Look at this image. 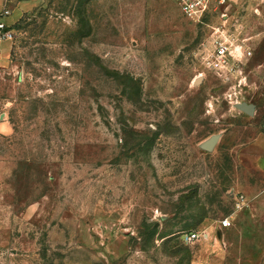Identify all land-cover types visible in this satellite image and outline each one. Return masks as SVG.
<instances>
[{"label": "rangeland", "instance_id": "rangeland-1", "mask_svg": "<svg viewBox=\"0 0 264 264\" xmlns=\"http://www.w3.org/2000/svg\"><path fill=\"white\" fill-rule=\"evenodd\" d=\"M33 1L0 68V264H264V0Z\"/></svg>", "mask_w": 264, "mask_h": 264}, {"label": "built area", "instance_id": "built-area-1", "mask_svg": "<svg viewBox=\"0 0 264 264\" xmlns=\"http://www.w3.org/2000/svg\"><path fill=\"white\" fill-rule=\"evenodd\" d=\"M182 13L185 16L192 18H200L211 11L212 3L225 6L229 0H177ZM9 12L0 13V44L13 39L14 31L11 27L3 22V18L8 16ZM232 44L229 40H217L214 52L210 58V66L219 71H228L230 59L235 57V50L231 49ZM237 52V51H236ZM239 52V51H238ZM239 205V203H238ZM231 227V222L228 218L221 222V228L227 229ZM185 243L189 244L198 238L196 233H187L183 235Z\"/></svg>", "mask_w": 264, "mask_h": 264}, {"label": "crops", "instance_id": "crops-1", "mask_svg": "<svg viewBox=\"0 0 264 264\" xmlns=\"http://www.w3.org/2000/svg\"><path fill=\"white\" fill-rule=\"evenodd\" d=\"M238 1V0H236ZM178 2V1H177ZM179 5V3H178ZM180 6V5H179ZM34 7V1H25L20 3L14 9L9 12L8 16L3 18V22L9 26H14L23 16V14L27 13L29 9ZM1 13V11H0ZM12 52V44L11 41H6L0 44V68H5L10 64V56ZM258 166L264 171V158H259Z\"/></svg>", "mask_w": 264, "mask_h": 264}, {"label": "water", "instance_id": "water-1", "mask_svg": "<svg viewBox=\"0 0 264 264\" xmlns=\"http://www.w3.org/2000/svg\"><path fill=\"white\" fill-rule=\"evenodd\" d=\"M241 109L247 113H252L253 111V107L251 105H246V104H243L241 106ZM218 139H219V135L212 136L209 140H207V142H205L202 145V147L210 150L217 143Z\"/></svg>", "mask_w": 264, "mask_h": 264}, {"label": "trees", "instance_id": "trees-1", "mask_svg": "<svg viewBox=\"0 0 264 264\" xmlns=\"http://www.w3.org/2000/svg\"><path fill=\"white\" fill-rule=\"evenodd\" d=\"M23 18H21L14 26L11 27V29L15 30L18 29V27L22 24Z\"/></svg>", "mask_w": 264, "mask_h": 264}]
</instances>
